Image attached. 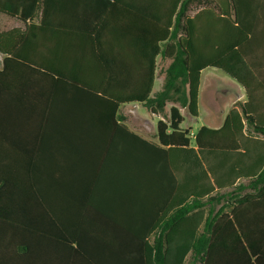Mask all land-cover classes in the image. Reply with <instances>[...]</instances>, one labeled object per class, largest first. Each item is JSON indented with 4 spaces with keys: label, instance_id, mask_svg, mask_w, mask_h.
Listing matches in <instances>:
<instances>
[{
    "label": "trees",
    "instance_id": "1",
    "mask_svg": "<svg viewBox=\"0 0 264 264\" xmlns=\"http://www.w3.org/2000/svg\"><path fill=\"white\" fill-rule=\"evenodd\" d=\"M161 1V51L171 62L162 89L153 94L154 66L138 97L167 118L157 125L160 146L141 141L161 163L146 161L139 172L128 162L140 182L123 188L128 206L146 214L144 228L120 236L90 223L93 195L105 194L98 189L105 182L84 181L88 166L58 149L46 158L35 143L23 151L28 161L0 168V264H186L188 257L189 264H264V0ZM58 10L57 0H0V14L25 26L0 32L5 73L9 63L41 68L42 36L57 31ZM208 68L236 81L246 101L220 128L202 126L192 137L179 107L199 117ZM121 103L106 106L117 111ZM105 162L97 161L99 179Z\"/></svg>",
    "mask_w": 264,
    "mask_h": 264
},
{
    "label": "crops",
    "instance_id": "2",
    "mask_svg": "<svg viewBox=\"0 0 264 264\" xmlns=\"http://www.w3.org/2000/svg\"><path fill=\"white\" fill-rule=\"evenodd\" d=\"M57 4L58 28L42 36L40 69L32 72L33 65L9 63L5 73L7 57L0 53V168L28 161L23 151L36 148L35 143L46 158L50 150H61L63 156L89 167L84 181L105 182L104 188L98 186L105 194L93 195L89 213L96 218L90 223L122 236L144 228L139 216L146 215L129 207L130 199L123 194L127 185L137 187L140 182L136 169L126 164L136 165L140 172L139 165L146 161L161 163V155L148 153L141 141L160 146L157 125L167 118L153 114L138 97L146 92L154 66L153 94L162 89L171 62L162 56L160 42L165 4L161 0H57ZM0 15L14 23L0 32L25 29L18 20ZM25 55L31 52L25 49ZM236 86L240 89L235 104L244 103L245 91ZM113 102H122L117 111L106 106ZM173 106L168 103L167 114ZM75 150L85 155L68 153ZM103 156L106 174L99 179L97 161ZM20 157L26 160L18 164ZM58 196L65 199L64 194Z\"/></svg>",
    "mask_w": 264,
    "mask_h": 264
},
{
    "label": "rangeland",
    "instance_id": "3",
    "mask_svg": "<svg viewBox=\"0 0 264 264\" xmlns=\"http://www.w3.org/2000/svg\"><path fill=\"white\" fill-rule=\"evenodd\" d=\"M192 15L194 14L191 13ZM20 26V23H18ZM14 26L8 18L0 15V31H5ZM236 82L218 69L209 68L202 72L199 94V117H192L186 108L180 107L184 117L181 127L196 134L202 126L218 128L223 124L228 111L237 101ZM159 88V86H157ZM245 98L242 99L244 101ZM171 106V105H170ZM169 112V109H168ZM192 134V137H194ZM220 206L216 208L218 210ZM188 257L186 264H189Z\"/></svg>",
    "mask_w": 264,
    "mask_h": 264
}]
</instances>
